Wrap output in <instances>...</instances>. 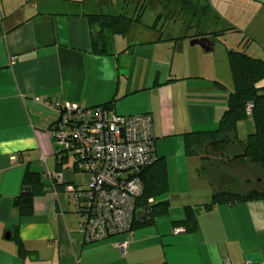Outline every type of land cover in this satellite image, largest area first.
Wrapping results in <instances>:
<instances>
[{
    "label": "crops",
    "instance_id": "1",
    "mask_svg": "<svg viewBox=\"0 0 264 264\" xmlns=\"http://www.w3.org/2000/svg\"><path fill=\"white\" fill-rule=\"evenodd\" d=\"M158 1L140 23L110 40L107 54L96 55L86 15L102 11L105 0H0V264H264V200L208 211L213 195L235 182L214 181L201 157L186 155L184 142L187 133L216 129L228 109L229 51L264 60V0L193 1L209 7L220 29L236 28L223 35L230 43L181 38L192 33L183 18L186 1ZM46 101L152 114L156 155L167 168L168 215L91 244L83 241L65 188L35 198L33 214L18 216L14 199L26 171L43 178L56 172L50 128L59 112ZM239 125L245 141L252 127L240 134ZM187 206L198 224L193 234L174 227Z\"/></svg>",
    "mask_w": 264,
    "mask_h": 264
},
{
    "label": "trees",
    "instance_id": "2",
    "mask_svg": "<svg viewBox=\"0 0 264 264\" xmlns=\"http://www.w3.org/2000/svg\"><path fill=\"white\" fill-rule=\"evenodd\" d=\"M133 1L134 12L128 14L125 8L117 14L102 11L86 15L90 27L95 28L91 35V49L96 55H104L109 51L110 40L117 35H125L133 23H140L142 14L158 0H125L127 5ZM186 1L184 21L192 22L189 26L191 35H184L183 39L209 38L221 41V37L235 27L220 29L216 26L215 18L210 15L208 6H195L194 0ZM165 6L167 3L164 4ZM196 7V8H195ZM189 8V9H187ZM205 16V17H204ZM203 17L206 19L203 21ZM189 19L186 21L185 19ZM206 22L207 24H204ZM208 26V27H207ZM246 41V40H244ZM223 42V41H221ZM248 40L244 43L247 45ZM243 45V49L245 46ZM229 66L233 78L234 88L229 94L228 109L214 130H200L184 135L185 152L188 157L199 156L204 163H212L214 158L224 160L228 164H251L264 168V60L253 57L244 50H230L228 53ZM220 89H224L218 84ZM252 107L251 112L247 109ZM252 120L255 131L249 134L245 141L238 137V125L246 120ZM239 146L241 152L233 157H227L230 146ZM66 159H58L56 172L66 173L62 167ZM144 190L138 202V209H144L146 217L134 224L133 230L154 224L156 219L168 215L170 202L164 200L169 192L167 168L163 159L156 161L139 174ZM75 185V183H74ZM63 185H56L60 191ZM51 192L50 185L39 173L27 170L19 195L14 199V208L20 217H29L34 212V200ZM153 200L149 205L148 201ZM264 200V188H252L247 193H236L230 190L217 191L209 204L205 205L209 211L216 205H235L250 201ZM184 220L175 222L174 227H183L185 232L193 234L198 230L197 220L191 206L184 209ZM16 243L19 252L25 256V250L17 235Z\"/></svg>",
    "mask_w": 264,
    "mask_h": 264
},
{
    "label": "built area",
    "instance_id": "3",
    "mask_svg": "<svg viewBox=\"0 0 264 264\" xmlns=\"http://www.w3.org/2000/svg\"><path fill=\"white\" fill-rule=\"evenodd\" d=\"M45 103L59 112L50 128L56 157L72 156L70 172L89 177L87 183L74 186L65 172L44 176L52 193L57 192L56 185H63L72 195L84 243L133 231L134 224L146 217V210L138 209L144 190L139 174L157 159L153 115L122 116L105 106ZM120 247L124 251L126 244Z\"/></svg>",
    "mask_w": 264,
    "mask_h": 264
},
{
    "label": "rangeland",
    "instance_id": "4",
    "mask_svg": "<svg viewBox=\"0 0 264 264\" xmlns=\"http://www.w3.org/2000/svg\"><path fill=\"white\" fill-rule=\"evenodd\" d=\"M94 1L95 0H88V3H90V4L94 3ZM105 1L107 3H104L101 5L103 13L117 14V13L121 12L124 8L128 12V14H130V15H132L134 12L133 1L131 2L130 5H127L125 3V0H105ZM155 7H156V5L154 4V8ZM89 8H92V7L90 6ZM185 20L189 21V19H187V18ZM191 30H190V32H192ZM228 37H229L228 35L222 36L221 41H223L225 43L226 39H229ZM230 39H229V43H230ZM248 123L251 125L252 129L250 131H247V133H245L246 132V130H245L246 125H248ZM239 128H240L239 133L240 134L245 133L246 137L255 131L254 123L252 120L250 121V119L241 122L239 125ZM240 138L242 140V136H240ZM240 152H241V148L239 146L237 147V145H235L234 151H229L227 153V155H229L230 157H233V155L238 154ZM62 164H63L62 167L65 169V171H67V174H66L67 179L71 180V182L75 183L74 186H81V185L88 182V180H89L88 175L82 174L79 171H77L74 175L70 172V170L74 164V158L72 156L68 157ZM55 167H56L55 165L52 166L53 171L56 170ZM206 169H207L208 175H210L211 178L218 183H220L221 180L225 181L226 178L232 177V179H233L232 182L234 181L235 183L231 187H226V188H228V190L232 189L234 192H238L239 188L240 189H243V188L248 189V191L251 190L252 188H255V187L261 188V189L264 188V168H262L261 166H258V165H251V164L238 165V164H234V163L228 164L227 162L225 163V161L223 159L217 160L216 158H214L212 163L209 162L206 164ZM258 179H260V185L258 184ZM64 192L65 191H63L61 193L66 194ZM174 192L175 191L173 190L172 193H174ZM168 194L170 195L169 192H168ZM68 195H70V194H68ZM68 195H67V197H68ZM179 199H180V197L177 199V202L179 201Z\"/></svg>",
    "mask_w": 264,
    "mask_h": 264
},
{
    "label": "water",
    "instance_id": "5",
    "mask_svg": "<svg viewBox=\"0 0 264 264\" xmlns=\"http://www.w3.org/2000/svg\"><path fill=\"white\" fill-rule=\"evenodd\" d=\"M195 42H196V44L203 45L205 41H198V40H196Z\"/></svg>",
    "mask_w": 264,
    "mask_h": 264
}]
</instances>
